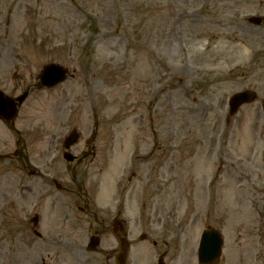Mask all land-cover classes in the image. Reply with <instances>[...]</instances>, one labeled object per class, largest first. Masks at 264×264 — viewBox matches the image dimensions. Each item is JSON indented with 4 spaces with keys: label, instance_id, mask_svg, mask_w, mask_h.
Masks as SVG:
<instances>
[{
    "label": "rangeland",
    "instance_id": "obj_1",
    "mask_svg": "<svg viewBox=\"0 0 264 264\" xmlns=\"http://www.w3.org/2000/svg\"><path fill=\"white\" fill-rule=\"evenodd\" d=\"M197 5L0 0V90L29 92L14 124L0 122V153L20 149L28 161L24 171L19 159H0V264H115L116 210L130 243L126 264H156L161 255L166 264H197L208 228L224 241L214 264H264V25L247 23L264 17V0H212L193 22ZM48 64L68 68L73 79L42 89ZM245 90L256 102L229 117L228 99ZM72 129L78 158L97 134L95 158L69 167L78 185L85 181L96 222L78 211L82 205L55 197L52 204L47 177L27 179ZM63 164L53 175L65 182ZM25 184L33 191H22ZM95 233L98 255L73 247Z\"/></svg>",
    "mask_w": 264,
    "mask_h": 264
},
{
    "label": "water",
    "instance_id": "obj_2",
    "mask_svg": "<svg viewBox=\"0 0 264 264\" xmlns=\"http://www.w3.org/2000/svg\"><path fill=\"white\" fill-rule=\"evenodd\" d=\"M63 72L55 66L47 67L44 70L43 83L45 85L57 83L61 80ZM54 81V82H53ZM253 100L250 93H243L236 95L231 100V112H235L237 107L244 103H249ZM15 110L10 101L4 99L0 94V118L9 121L14 116ZM221 247V240L215 232H206L202 235L200 246H199V260L201 264H208L219 256ZM126 253V246L121 245L119 262L124 260Z\"/></svg>",
    "mask_w": 264,
    "mask_h": 264
},
{
    "label": "bare ground",
    "instance_id": "obj_3",
    "mask_svg": "<svg viewBox=\"0 0 264 264\" xmlns=\"http://www.w3.org/2000/svg\"><path fill=\"white\" fill-rule=\"evenodd\" d=\"M248 135H249L248 139H250V138H251V136H252V135H251V133H250V134H248ZM251 140H252V139H250V141H251ZM248 144H249V143H248ZM248 144H247L246 146H248ZM250 144H251V146L249 145V146H248L249 148L247 147V150H248V149H250V148H252V142H251ZM247 154H248V156H249V154H250V151H248V152H247Z\"/></svg>",
    "mask_w": 264,
    "mask_h": 264
}]
</instances>
